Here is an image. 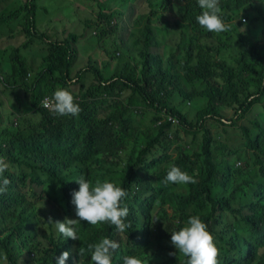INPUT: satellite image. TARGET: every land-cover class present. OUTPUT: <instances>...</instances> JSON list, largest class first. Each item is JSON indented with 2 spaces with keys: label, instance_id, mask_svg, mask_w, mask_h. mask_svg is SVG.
<instances>
[{
  "label": "trees",
  "instance_id": "trees-1",
  "mask_svg": "<svg viewBox=\"0 0 264 264\" xmlns=\"http://www.w3.org/2000/svg\"><path fill=\"white\" fill-rule=\"evenodd\" d=\"M36 1L38 0H26L23 7L26 14L30 12L32 15L31 29L34 28ZM136 1L116 0V3L126 10ZM171 1L174 0H151L147 3L149 12L138 15L140 19H144L143 27L146 30H150L158 15L169 7ZM178 1L184 2L181 11L182 23L187 25L184 33L194 38L186 47H183L186 43L183 38L179 51L187 52L188 56L195 55L198 58L196 65H191L187 59L179 69L174 63L173 55L164 59L151 52L147 48V40L144 39L142 42L145 46L140 52L139 75L121 73L106 79L89 66L83 67L77 75H72L70 67L75 51L68 41L64 48L52 49L47 57L49 65L45 72L50 78L55 72L59 76L53 78L51 85H47L46 94L51 98L58 85L64 89L77 84L85 87L86 90L79 96V100H75L82 109L75 117L57 118V115L38 103L35 92L43 75L29 85L25 58L19 49L11 52L9 62L13 67L12 76L0 73L3 76L0 81L12 91L27 94L31 92L30 106L41 113L43 119L37 129L40 141L33 138L35 129L23 128L18 133H11L10 146L17 155L43 162L45 169H48L42 168L44 172L33 177L32 181L43 184L45 178L50 181L56 179L59 187L51 190L50 200L54 203L47 216H41L29 211L26 206H21L26 202V197L13 191L11 184L0 194V222L6 218L15 220L14 226H4L0 230V251L6 252L8 264H56V258L65 251L70 253L66 264H78L81 261L88 264V246L105 237L116 238L120 242V249L114 256L117 263L126 255H135L149 264H184L185 258L181 254L169 255L176 252L171 245V233L185 226L188 218L194 215H198L207 224V230L213 235L219 249V264H264V251H261L264 249V130L259 125L256 128L236 126L264 99V4L261 3L262 0H220L222 19L230 24L241 25L243 30H240L238 36L236 29L232 34H228L229 31L221 34L203 31L195 19L202 11L197 0ZM119 14L122 16L123 12H118ZM100 15L108 25L111 24L109 17L102 13ZM113 31L107 29L108 33ZM223 34H226L223 39L225 42L232 46L237 45L238 57L236 67L229 73V77L216 84L212 81L214 62L211 56L216 49L215 36L223 37ZM68 37L73 42L78 39L75 34H69ZM4 67L5 63L3 71ZM90 70L96 73L98 79L87 86L84 76ZM9 79H13V83ZM187 81L203 83L204 88L190 91L186 86ZM123 90L139 94L146 109L160 114L154 119L160 124L157 135L146 136L145 146L134 147L122 158V148L118 141L129 130L124 128L119 131L118 127L126 126L130 121L126 117L129 107L115 108L103 117L98 116V110L110 97ZM0 97L1 100L5 98L1 93ZM180 97L199 108L188 115L187 105L178 100ZM18 100L19 103L22 102L19 98ZM224 108L232 112L231 116L223 115ZM14 109L17 110V107ZM16 119L18 125L17 116ZM173 120L178 121L186 131H204L205 134L200 148L204 161L199 167L190 159L182 160L178 157L174 160L173 165L193 176L196 181L185 184V190L177 188L176 184L162 183L167 175V167L145 177L140 176L141 171H148L165 161L167 153L145 163L146 157L161 142L160 134L163 129H171ZM215 124L219 126L213 130V135L222 126H236L240 131L241 147L234 152L231 159L233 163H227L225 167H219L215 163V159L224 151V148L214 144L209 127L213 128ZM3 152L4 147L0 145V153ZM96 155H101L106 164L112 157L119 156V166L124 173L121 187L127 193L133 184L139 187L134 195L136 199L129 198L126 205L131 227L124 235L117 236L108 227L90 229L82 221L78 225L86 227L95 241L64 239L54 224L48 221L51 219L54 223L63 222L65 218L78 219L75 206L71 203V193L78 191L79 185L64 177H55L54 172H62L60 169L64 172L70 170L77 159L88 165L86 180L93 184L97 180L104 181L92 170V158ZM28 166L31 169L36 168L31 164ZM4 176L7 178L6 172ZM12 177L9 176L10 180ZM27 177V173L20 172L17 180L21 183ZM144 195L147 196L140 200ZM128 196L131 197L132 194L128 193ZM13 206L15 208L12 209ZM11 209L13 212L10 213ZM139 211L144 212L145 217H137ZM152 211L156 236L151 230ZM41 226H45L47 232L32 236L30 232ZM163 240L168 241L167 246H164ZM81 249L83 255L79 253Z\"/></svg>",
  "mask_w": 264,
  "mask_h": 264
},
{
  "label": "rangeland",
  "instance_id": "rangeland-1",
  "mask_svg": "<svg viewBox=\"0 0 264 264\" xmlns=\"http://www.w3.org/2000/svg\"><path fill=\"white\" fill-rule=\"evenodd\" d=\"M106 0H38L35 2V19L34 28L32 27V15L26 14L23 7L26 0H0V73L6 76H12L13 67L10 61V54L14 49H19L21 55L25 58L29 75L27 83L31 85L34 81L42 77L41 82L36 87L35 96L40 105L44 106L42 101L46 94L47 85L53 83V78L59 76L58 72L50 78L45 72L49 62L47 57L52 49L65 47V42L70 43L75 51L70 67L72 75H77L83 67L89 66L96 70L100 76L109 79L116 74H135L140 72V52L145 46L142 42L147 40V48L151 52L161 55L164 59H168L171 55L174 56V63L177 68L181 69L183 63L188 59L191 65L198 64V58L188 56L187 52L180 53L181 40L185 38L186 43L183 47L190 45L194 38L186 35L184 30L187 25L182 23V9L184 2L178 0L171 1L169 7L156 18V23L151 26L150 30H146L144 19H140L138 15L149 12L146 3L151 0H137L134 4L133 12L124 13L125 16H115L112 20V25L116 29L108 33L103 23V19L99 14V3L104 5ZM90 4H89V3ZM146 2V3H144ZM83 6L85 8H83ZM112 10H121L112 3ZM21 7L20 9H18ZM94 8V10H93ZM264 13V12H263ZM137 20L135 21V19ZM135 22V23H134ZM231 30L228 34L236 33L239 36L241 25L236 23L231 24ZM29 29H31L29 31ZM142 31V35H141ZM75 34L78 39L73 42L68 35ZM223 37L217 35L214 38L215 51L212 53L211 59L214 62L212 81L216 84L224 81L229 77V73L236 67V58L238 57L237 48L228 44ZM5 63L4 71L3 64ZM44 72V73H43ZM97 75L90 70L84 76V82L87 86L93 84L97 80ZM13 83V79H9ZM188 90L204 88V84L196 83L195 81L186 82ZM5 86L4 99L0 97V145L4 147L3 154L9 164L6 175L13 176L10 184L13 185V191L20 192L25 195L26 202L21 206H26L29 211H34L41 216H47L52 210L54 201L50 200L52 189L59 187V182L54 179L50 181L45 178L43 184H38L32 181L33 177L41 175L45 169L43 162H36L33 159L19 156L11 148L12 140L11 133H18L23 128L35 129L33 138L40 141V134L37 131L43 119V115L34 110L30 106L28 92L12 91ZM58 88H62L59 85ZM72 93L75 100H79V96L86 90L81 84H77L71 88H65ZM17 93V94H16ZM18 98L22 101L19 103ZM50 98V97H49ZM178 100L182 104H186V113H194L199 106L192 105L190 101L183 100L181 97ZM201 102V100H200ZM122 106L129 107L126 117L130 119L126 126L119 125L118 130L128 128V132L122 134L118 143L122 148L120 157L130 152L134 147H143L146 144V136L149 134L157 135L159 122L154 119L160 114L149 111L143 106L142 98L139 94H135L130 90L118 91L114 97H110L106 103L98 110V116L103 117L115 108ZM17 107V110L14 109ZM194 108V111H191ZM185 112V110H183ZM231 116V111L223 109V115ZM18 117V125H15L13 119ZM57 118H61L57 116ZM194 123V119L192 120ZM246 126L256 128L259 125L264 130V99L261 104L255 105L254 108L237 123L236 126ZM219 125H214L210 128L211 135L214 139V144L224 148V151L215 159V163L219 167H225L227 163H233L231 159L234 152L241 147L240 131L236 126H222L219 130L214 131ZM204 131L192 130L191 132L184 130L178 122H174L171 129H163L160 134L161 142L156 145L152 153L146 157L145 163L151 162L156 157L163 153H167L165 161L157 166H153L148 171H141L140 176L145 177L154 171H158L163 167L173 165L176 158L182 160L190 159L198 167L203 163L204 157L201 155V146L204 139ZM119 156H114L109 163H104L101 155H96L92 158V170L94 174L115 183L117 186L122 185L124 177L123 168L119 166ZM28 164L35 166L31 169ZM61 168V167H60ZM48 170V169H45ZM62 172H54L55 177H64L67 181H75L78 177H87L88 165L75 159L74 165L70 170L60 169ZM20 172L28 174L24 182L19 183L17 175ZM177 188L186 189L185 184H176ZM139 187L134 185L131 188V197L124 200L127 205L128 199H136L134 196ZM144 195L140 200L144 199ZM20 206V207H21ZM19 207V208H20ZM15 206L12 207V209ZM9 212H13V210ZM0 216L2 214L0 213ZM137 217H145V213L139 211ZM151 230L156 236V230L153 223L154 211L151 216ZM15 225V220L6 218L0 222V230L4 227ZM78 229L79 240L81 242L94 240L93 235L87 231L86 227L76 225ZM93 226H90L92 229ZM47 232L45 226L38 227L31 231V235H41ZM4 237V233L1 232ZM164 246H167V241L163 240ZM261 251H264L262 249ZM77 251L75 250V253ZM78 264H84V261Z\"/></svg>",
  "mask_w": 264,
  "mask_h": 264
},
{
  "label": "clouds",
  "instance_id": "clouds-1",
  "mask_svg": "<svg viewBox=\"0 0 264 264\" xmlns=\"http://www.w3.org/2000/svg\"><path fill=\"white\" fill-rule=\"evenodd\" d=\"M136 2L130 4L126 10L117 5L116 0H106L104 5L99 3V14L102 13L111 20L110 25L103 20L105 27L109 31L111 29L115 30L116 27L112 25L113 18L120 16L118 12H123L120 17L125 16L124 13L133 12ZM112 3L121 10L113 11ZM261 3L264 4V0ZM197 4L202 10L201 14L195 17L200 29L211 34H221L231 30V24L222 19L220 0H197ZM42 103L52 114L59 117H75L82 111L79 104L75 102L72 93L64 88L55 90L51 98L45 97ZM13 121L17 125L16 117ZM174 122L178 121L173 120ZM8 168L9 164L6 159L0 157V194H3L7 190V186L10 185V178L4 176ZM75 182L79 185V190L71 193V203L75 206V215L78 219L65 218L63 222L56 221L54 223L51 219L48 221L54 224L62 238L74 241L79 240L76 225L82 221L86 222L85 225L88 226L108 227L117 236L124 235L125 231L131 227L130 218L128 217L129 209L124 204V200L130 197L128 193L132 194L131 188L136 184H133L127 193L124 188L107 180H97L93 184L92 181L86 180L84 176H80ZM195 182L193 176L171 164L168 166L167 175L162 181L165 185L169 183L189 184ZM207 228V224L198 215L190 216L185 226L171 233V245L176 249V252L169 253V255L181 254L185 258L184 264H219V249L214 242L213 235ZM119 249L120 242L118 239L105 237L100 242L88 246L90 252V262L88 264H149L135 255H126L120 263H117L114 261V256ZM79 253L83 255V249ZM69 255L70 253L67 251L61 253L56 258V264H66ZM0 264H8L6 252L0 251Z\"/></svg>",
  "mask_w": 264,
  "mask_h": 264
},
{
  "label": "flooded vegetation",
  "instance_id": "flooded-vegetation-1",
  "mask_svg": "<svg viewBox=\"0 0 264 264\" xmlns=\"http://www.w3.org/2000/svg\"><path fill=\"white\" fill-rule=\"evenodd\" d=\"M0 78H1V79L3 78V76H2L1 74H0ZM5 86H6V85H3L2 82L0 81V93H1V94H4Z\"/></svg>",
  "mask_w": 264,
  "mask_h": 264
},
{
  "label": "crops",
  "instance_id": "crops-1",
  "mask_svg": "<svg viewBox=\"0 0 264 264\" xmlns=\"http://www.w3.org/2000/svg\"><path fill=\"white\" fill-rule=\"evenodd\" d=\"M88 3H89V2H88ZM89 4H90V3H89ZM83 8H85V7L83 6ZM93 10H94V8H93ZM14 119H15V118H14ZM14 119H13V120H14Z\"/></svg>",
  "mask_w": 264,
  "mask_h": 264
}]
</instances>
